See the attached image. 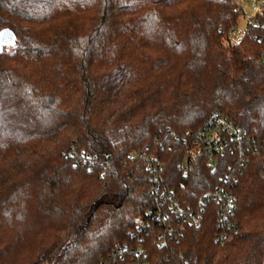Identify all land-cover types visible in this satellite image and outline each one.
<instances>
[{
  "label": "trees",
  "instance_id": "1",
  "mask_svg": "<svg viewBox=\"0 0 264 264\" xmlns=\"http://www.w3.org/2000/svg\"><path fill=\"white\" fill-rule=\"evenodd\" d=\"M240 15L233 0H0V264H129L123 244L148 264H264V64L251 59L264 42L255 29L229 41ZM214 109L252 150L182 179V142ZM72 142L109 160L106 173L74 166ZM137 148L167 161L183 197L231 168L238 232L213 243L206 214L172 248L133 237L149 201L143 165L124 162Z\"/></svg>",
  "mask_w": 264,
  "mask_h": 264
},
{
  "label": "built area",
  "instance_id": "2",
  "mask_svg": "<svg viewBox=\"0 0 264 264\" xmlns=\"http://www.w3.org/2000/svg\"><path fill=\"white\" fill-rule=\"evenodd\" d=\"M259 1L253 0L254 9L250 16H246L245 29L258 30L252 36L258 42H264V19L257 16L264 11V5H259ZM233 3L235 8L244 14L241 2L233 0ZM235 31L236 27L232 26L227 33L232 34ZM251 59L255 63L264 64V49L258 55L251 56ZM251 150V141L247 138L245 129L224 111L214 109L208 114L203 124L192 132L188 140L182 142L175 169L182 179H186L198 163L214 170L226 154H237L241 158ZM64 153L73 159L74 166L87 170L100 166L102 174L106 173L110 163L109 160L102 163L96 153L80 148L75 142H72ZM124 162L141 163L147 178L149 201L148 205L132 218L131 234L133 237L141 240L155 232L159 238V246L170 247V242L178 241L179 235L184 230L199 227L205 220L206 214H211L216 223L213 243L224 244L238 232L235 214L236 196L231 188V179L236 180V177L231 168L220 176L219 182L211 189L196 197L191 194L183 197L178 189L167 183V161L160 155L146 148H137L126 154ZM117 250L121 256L125 253L131 255L129 264H148L147 252L143 247L123 244L118 245ZM182 257L183 254L180 253L177 262ZM103 264L110 263L104 262ZM179 264H187V261L182 260Z\"/></svg>",
  "mask_w": 264,
  "mask_h": 264
},
{
  "label": "rangeland",
  "instance_id": "3",
  "mask_svg": "<svg viewBox=\"0 0 264 264\" xmlns=\"http://www.w3.org/2000/svg\"><path fill=\"white\" fill-rule=\"evenodd\" d=\"M243 6L244 14H241L240 17L238 18L237 24H236V31L232 34H227L229 37L230 42H236L237 39L242 35V33L246 30L245 25H246V16H250L253 9H254V2L253 0H239ZM259 5H264V0H260ZM245 29V30H244ZM5 35H0V43L5 39ZM226 42V38L224 40Z\"/></svg>",
  "mask_w": 264,
  "mask_h": 264
},
{
  "label": "water",
  "instance_id": "4",
  "mask_svg": "<svg viewBox=\"0 0 264 264\" xmlns=\"http://www.w3.org/2000/svg\"><path fill=\"white\" fill-rule=\"evenodd\" d=\"M2 34V33H1ZM11 42L10 39L7 37H5V39L2 41V43H9ZM0 46H1V43H0ZM212 172H214V170H212Z\"/></svg>",
  "mask_w": 264,
  "mask_h": 264
}]
</instances>
